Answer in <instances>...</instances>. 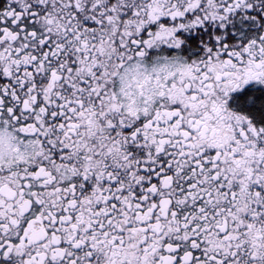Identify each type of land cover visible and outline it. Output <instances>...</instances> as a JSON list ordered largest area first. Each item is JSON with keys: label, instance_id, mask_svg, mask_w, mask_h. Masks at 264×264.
Masks as SVG:
<instances>
[{"label": "snow or ice", "instance_id": "obj_1", "mask_svg": "<svg viewBox=\"0 0 264 264\" xmlns=\"http://www.w3.org/2000/svg\"><path fill=\"white\" fill-rule=\"evenodd\" d=\"M0 264H264V0H0Z\"/></svg>", "mask_w": 264, "mask_h": 264}]
</instances>
